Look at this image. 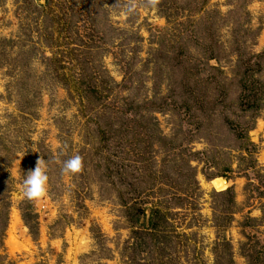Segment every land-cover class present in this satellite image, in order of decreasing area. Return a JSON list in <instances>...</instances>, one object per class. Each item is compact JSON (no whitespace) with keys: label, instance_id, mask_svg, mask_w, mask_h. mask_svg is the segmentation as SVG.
I'll list each match as a JSON object with an SVG mask.
<instances>
[{"label":"rangeland","instance_id":"obj_1","mask_svg":"<svg viewBox=\"0 0 264 264\" xmlns=\"http://www.w3.org/2000/svg\"><path fill=\"white\" fill-rule=\"evenodd\" d=\"M260 55L264 0H0V264H264Z\"/></svg>","mask_w":264,"mask_h":264},{"label":"clouds","instance_id":"obj_2","mask_svg":"<svg viewBox=\"0 0 264 264\" xmlns=\"http://www.w3.org/2000/svg\"><path fill=\"white\" fill-rule=\"evenodd\" d=\"M81 157L79 154L62 161V174H75L80 171ZM46 161L37 159L34 169L28 171L21 179V194L28 200H39L44 197L47 185Z\"/></svg>","mask_w":264,"mask_h":264},{"label":"trees","instance_id":"obj_3","mask_svg":"<svg viewBox=\"0 0 264 264\" xmlns=\"http://www.w3.org/2000/svg\"><path fill=\"white\" fill-rule=\"evenodd\" d=\"M263 57H264V55H260V56L257 57V59H261ZM243 92L245 93L243 95V100H248L246 103H248L249 108L254 107V105H256V101H257L256 100V93L254 92V90L251 89V86H244ZM235 131L237 133V138L239 140H244V138H245L244 135H245L246 131L245 130H240V129H237ZM261 185H262V188L264 189L263 182H262ZM230 192L231 191L228 190L227 192L223 193L222 196H228L230 194ZM135 209H136V207L134 208V210ZM151 214L152 215H151V219H150V222H149V227H150V230H155V227H156L155 220H157V218L161 215V211H160L159 208L158 209H154V210H152V213ZM24 220L27 222L25 216H24Z\"/></svg>","mask_w":264,"mask_h":264}]
</instances>
